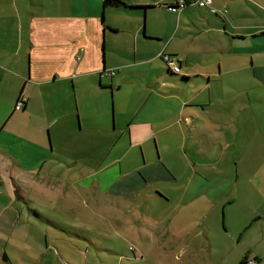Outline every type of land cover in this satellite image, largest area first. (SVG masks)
I'll return each mask as SVG.
<instances>
[{"label":"crops","instance_id":"0c3cea01","mask_svg":"<svg viewBox=\"0 0 264 264\" xmlns=\"http://www.w3.org/2000/svg\"><path fill=\"white\" fill-rule=\"evenodd\" d=\"M120 1L125 5L106 6L105 0H0V166L14 176L20 201L27 191L19 184L25 180L42 183L44 170L58 184L65 176L73 181L68 140L82 127L99 130L103 126L91 117H81L82 127H78V115L70 110L79 98V102L105 105L104 93L110 92L112 126L121 120L130 134L129 151H109L110 164L116 170L107 174L101 168L97 174H89L88 178L95 176L90 187L117 192L137 208L138 200L156 183L179 187L174 194L176 208H187L205 198L201 186L208 173L197 171L194 158L222 166L226 156L240 158L254 142L256 99L247 90L254 82L264 87V0H212L206 8L194 4L196 0ZM179 1L187 7L172 10ZM224 9L226 14L221 13ZM164 56L178 62L180 74L172 72ZM123 73L132 74V81L143 73L144 81L123 79ZM134 84L140 87L142 99L135 108L121 112L129 105L123 98L128 92L123 90ZM229 89L243 90L247 97ZM22 99V109L17 110ZM257 100L263 102L264 98ZM156 101L162 106L170 102L171 109L150 114L151 103ZM239 102H243L241 111ZM130 115L132 119L125 121ZM53 130L60 154L49 151L51 140L46 142L44 136L46 133L48 138ZM165 136L170 153L163 157L156 140L162 143ZM151 142L155 145L151 165L144 167L148 161L141 149L142 168L123 174L122 163H128L130 151ZM254 158L264 162V145ZM176 161L183 165L179 173L172 167ZM227 171L222 169L217 187L234 184V172ZM5 184L1 179L0 185ZM222 192L224 199L236 196ZM157 194L165 196L162 191ZM168 201L173 203L170 197ZM234 203L223 204L222 219L226 205ZM258 216V220L264 219V213ZM170 231L166 226L161 234Z\"/></svg>","mask_w":264,"mask_h":264},{"label":"rangeland","instance_id":"374dc122","mask_svg":"<svg viewBox=\"0 0 264 264\" xmlns=\"http://www.w3.org/2000/svg\"><path fill=\"white\" fill-rule=\"evenodd\" d=\"M153 71L156 76V70ZM215 71H218V65H215ZM130 75L123 73L121 77L131 80ZM141 75L143 73L134 76L133 81H144ZM249 85V96L256 99L253 102L254 142L242 157L226 156L227 161H223L222 166L214 161L194 158L197 171L208 173V180L201 186L205 189V198L182 209L175 206L178 199L174 194L179 188L175 184H153L150 193L138 200V208L117 192H101L90 187L95 176L88 178L89 174H97L101 168L107 174L116 170V166L110 164L109 151H129L130 134L125 131L121 120H115V126H112L110 92L104 93L107 98L105 105L76 99L70 114L78 115V127H82L81 117L83 120L91 117L92 122H101L103 126L99 130L82 127L68 140L70 147L67 153L73 154V181L65 176L60 179L63 185L58 184L44 170L42 183L25 180L19 184L27 191L22 194L24 200L20 201L12 180L14 176L0 166V180L6 181L5 185H0L3 196L0 198V264H240L246 256L250 259L260 257L264 262V219H257L264 213V162L258 161L259 158L253 159L264 145V100H257L258 97L264 98V87H259L257 82ZM138 88L137 84L124 88L123 92L131 96L127 93L123 97L125 105H129L128 108L124 106L121 112L135 108L136 102L141 101L142 92ZM229 91L247 97L243 90ZM95 94L100 93L96 91ZM114 101L116 119L117 102ZM242 104L239 102L237 106L240 111ZM169 109L170 102L162 106L156 101L151 103L149 113L165 114ZM130 119L132 115L125 121ZM43 123L50 125L49 120H43ZM75 126L73 129L76 130ZM44 136L46 142L51 140L49 151L60 154L58 135L54 130L48 138L46 133ZM156 142L161 156L170 153L166 148V136L164 142ZM141 149L148 161L144 167L151 165V159L155 157L153 142L130 151L128 163H122L123 174L142 168ZM172 167L179 173L183 165L176 161ZM229 168L234 172V184L229 186L225 182L217 187L222 169L226 173ZM54 178L58 179V176ZM5 188L9 192L2 194L6 192ZM222 190H227V195L236 194L230 199L235 203L226 205L225 220L222 219L223 204L230 200L224 199ZM161 191L164 198L158 197L157 193ZM168 197L173 200L170 205ZM166 226H169L171 234L162 235Z\"/></svg>","mask_w":264,"mask_h":264},{"label":"built area","instance_id":"2783aa9c","mask_svg":"<svg viewBox=\"0 0 264 264\" xmlns=\"http://www.w3.org/2000/svg\"><path fill=\"white\" fill-rule=\"evenodd\" d=\"M196 5L202 7V8H206V7H211L212 4V0H196L195 3ZM187 7V3L184 1H179L178 6H174V8H172V10L174 11H178L182 8ZM214 12H217L216 10H214ZM221 13L226 14V10L224 9ZM164 61L167 63L168 67L172 70V72L176 73V74H180L181 73V67L178 64V62H176L175 59L170 58L169 56H164ZM111 75H114L113 72L110 73ZM24 99L20 100V102L18 103L16 109L20 110L22 109V106L24 104ZM247 264H259L254 260H250L248 261Z\"/></svg>","mask_w":264,"mask_h":264},{"label":"trees","instance_id":"16d2710c","mask_svg":"<svg viewBox=\"0 0 264 264\" xmlns=\"http://www.w3.org/2000/svg\"><path fill=\"white\" fill-rule=\"evenodd\" d=\"M105 5L107 6V5H111V6H120V5H125L124 3H122L120 0H105ZM172 8H174V7H172ZM263 35H264V33H263ZM6 260H8V258L5 256L4 257ZM250 260H254V261H256L257 263H259V264H261V261L259 260V259H249V257L248 256H246L245 257V259H243L242 261H241V263L240 264H247L248 263V261H250Z\"/></svg>","mask_w":264,"mask_h":264},{"label":"water","instance_id":"95a60500","mask_svg":"<svg viewBox=\"0 0 264 264\" xmlns=\"http://www.w3.org/2000/svg\"><path fill=\"white\" fill-rule=\"evenodd\" d=\"M17 194V193H16Z\"/></svg>","mask_w":264,"mask_h":264}]
</instances>
